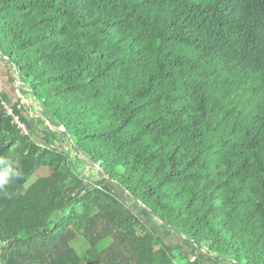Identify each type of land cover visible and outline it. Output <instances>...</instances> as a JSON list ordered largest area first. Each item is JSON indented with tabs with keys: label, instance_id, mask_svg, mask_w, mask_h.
Returning <instances> with one entry per match:
<instances>
[{
	"label": "trees",
	"instance_id": "1",
	"mask_svg": "<svg viewBox=\"0 0 264 264\" xmlns=\"http://www.w3.org/2000/svg\"><path fill=\"white\" fill-rule=\"evenodd\" d=\"M0 50L106 172L87 186L53 144L68 139L0 93V158L23 171L0 191L1 264L213 263L150 213L264 264V0H0Z\"/></svg>",
	"mask_w": 264,
	"mask_h": 264
},
{
	"label": "rangeland",
	"instance_id": "2",
	"mask_svg": "<svg viewBox=\"0 0 264 264\" xmlns=\"http://www.w3.org/2000/svg\"><path fill=\"white\" fill-rule=\"evenodd\" d=\"M4 60L0 59V93H8L13 101V103L21 101L23 103L24 106L27 105V110H28V118L30 119L31 123H35L37 120L39 119H43V110L41 109V104L40 102H38L36 99L31 98L30 94L29 96H24L22 95L23 91H25L24 89H26L27 92H30L29 88H23V86H21L19 88V83H17V79L16 76H14V78L12 76H9V74L5 71L8 70L9 72L15 70L13 68V66H11L9 63L5 62ZM15 79L14 83L11 82V79ZM35 102L37 107H35L32 103ZM30 107L32 108L33 111L30 110ZM54 121H55V117L50 116ZM43 129V126H38V133L36 135L37 139L40 140L44 145H47V142L43 141V133L40 131ZM60 135V134H59ZM53 144L59 149V150H64L66 151V153L71 157L72 162H73V167L77 170V172H80L82 175L88 176V180H86V185L87 186H92L94 183H96L97 181L101 180V171L100 168L96 167L94 165V163L90 162L89 160L87 161V164L85 165L86 168L82 167L79 164V160L77 157H79L75 151V149L73 148V146L69 143V141H66L65 138H63L62 136H58L56 140H53ZM50 145V144H49ZM80 159V157H79ZM90 159V158H89ZM82 161V160H81ZM83 162V161H82ZM93 166V167H91ZM46 175V171L45 170H40L38 171L29 181V183L27 184L26 188L29 189L33 184H35L37 182V180L39 179L40 176H45ZM93 183V184H92ZM92 184V185H91ZM107 184L109 185V187L112 189V191H114L121 199H123L127 205H129L130 208H132V210L134 211L135 214H137L138 216L141 215V209L138 206H135L133 203V200L130 196V194H128L124 189L122 188H117L116 186H114V184H112L111 182H107ZM149 219H146V221ZM151 222V221H150ZM153 227L155 228H159L158 225H153L152 223H150ZM160 233L162 234V236L164 237L165 241L170 245V247H172L173 249L178 248L179 245L182 244V239L177 237L174 233L167 237L165 235V230L163 229H159ZM184 253L187 255H191L192 250H190L189 248H185L184 249ZM178 253H175V257L178 258ZM229 261V260H227ZM229 264H233L232 261L230 262H226ZM1 264V263H0ZM181 264H186V262H181Z\"/></svg>",
	"mask_w": 264,
	"mask_h": 264
},
{
	"label": "water",
	"instance_id": "3",
	"mask_svg": "<svg viewBox=\"0 0 264 264\" xmlns=\"http://www.w3.org/2000/svg\"><path fill=\"white\" fill-rule=\"evenodd\" d=\"M0 56H2V58L7 63H9L11 66H13V68L15 69L12 72H9L8 70L5 69V71L9 74V76H12L13 78H14V76H17L20 79V81L22 83V86L26 87V85L24 83V80H23L20 72H16L17 69H16L15 65L7 58V56H5L2 53L1 50H0ZM31 103L35 107H37V105H36L35 102H32L31 101ZM41 109L43 110V119L41 118V120H43V122L47 125V127L50 130H53V131H55V132H57L59 134H62L63 136H65L68 139L69 143L73 146V148L75 149L77 155L80 157V159L83 161V163L85 165L87 164V161L90 158V160H91L90 162L94 163V165L96 167L100 168V170H103V173H106L104 171V169H102L98 163H96L91 157L87 156L84 153V151L78 146L75 138L71 135V133L69 132V130H67L63 125H60L56 120L54 121L49 115L45 114L44 107L41 106ZM91 167H93V166H91ZM108 181L111 182L112 184H114V186H116L117 188L124 189L123 186H121L120 184H118L117 181H115L113 178H109L108 177ZM134 200H136L139 203V205L141 207H143L142 203H140L139 200H137V199H134ZM150 218H152L155 222H158L161 225H163L165 227V229H170L172 231V233H174L177 237L181 238L183 241H186V242L192 244L195 249L201 251L207 258L211 259L212 261L217 262L219 264H229V263H226L224 260L220 259L218 256L212 254L208 250L203 249V248H199L198 245L193 240H191L187 236L183 235L182 233L172 230V228L166 222L162 221L160 219V217H158L157 215H154V214L150 213Z\"/></svg>",
	"mask_w": 264,
	"mask_h": 264
},
{
	"label": "clouds",
	"instance_id": "4",
	"mask_svg": "<svg viewBox=\"0 0 264 264\" xmlns=\"http://www.w3.org/2000/svg\"><path fill=\"white\" fill-rule=\"evenodd\" d=\"M23 171L19 163L9 158H0V191H3L14 178H20Z\"/></svg>",
	"mask_w": 264,
	"mask_h": 264
},
{
	"label": "built area",
	"instance_id": "5",
	"mask_svg": "<svg viewBox=\"0 0 264 264\" xmlns=\"http://www.w3.org/2000/svg\"><path fill=\"white\" fill-rule=\"evenodd\" d=\"M5 108L8 112V115L9 116H13L15 117L14 113H13V110L11 109V107L9 105H6L5 104ZM16 118V117H15ZM15 123L19 125L20 128H22L25 132H28V130L26 129V127L24 125H21L18 118L15 119ZM196 261V259H192V262L194 263ZM235 263V262H234ZM236 264V263H235Z\"/></svg>",
	"mask_w": 264,
	"mask_h": 264
},
{
	"label": "bare ground",
	"instance_id": "6",
	"mask_svg": "<svg viewBox=\"0 0 264 264\" xmlns=\"http://www.w3.org/2000/svg\"><path fill=\"white\" fill-rule=\"evenodd\" d=\"M0 59L1 60H4L3 58H2V56H0ZM5 61V60H4ZM6 62V61H5ZM4 62V63H5ZM14 71V70H13ZM16 72H17V70H16ZM16 79H17V83H19V88H20V84H21V81H20V79L16 76ZM88 160H90V159H88ZM225 262H230V261H227V260H224Z\"/></svg>",
	"mask_w": 264,
	"mask_h": 264
},
{
	"label": "crops",
	"instance_id": "7",
	"mask_svg": "<svg viewBox=\"0 0 264 264\" xmlns=\"http://www.w3.org/2000/svg\"><path fill=\"white\" fill-rule=\"evenodd\" d=\"M205 264H219V263L213 261V263L205 262Z\"/></svg>",
	"mask_w": 264,
	"mask_h": 264
}]
</instances>
